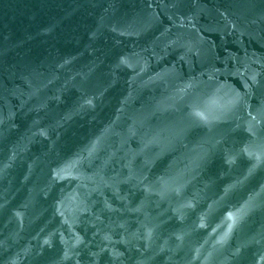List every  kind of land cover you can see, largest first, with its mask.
Instances as JSON below:
<instances>
[{
    "label": "water",
    "instance_id": "water-1",
    "mask_svg": "<svg viewBox=\"0 0 264 264\" xmlns=\"http://www.w3.org/2000/svg\"><path fill=\"white\" fill-rule=\"evenodd\" d=\"M0 264H264V0H0Z\"/></svg>",
    "mask_w": 264,
    "mask_h": 264
}]
</instances>
